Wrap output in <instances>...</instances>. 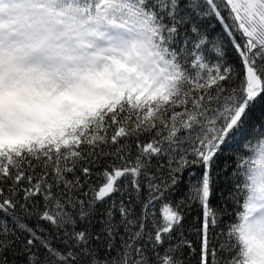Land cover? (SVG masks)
Returning a JSON list of instances; mask_svg holds the SVG:
<instances>
[{"label": "snow or ice", "instance_id": "snow-or-ice-1", "mask_svg": "<svg viewBox=\"0 0 264 264\" xmlns=\"http://www.w3.org/2000/svg\"><path fill=\"white\" fill-rule=\"evenodd\" d=\"M192 257L264 264V0H0V264Z\"/></svg>", "mask_w": 264, "mask_h": 264}, {"label": "trees", "instance_id": "trees-1", "mask_svg": "<svg viewBox=\"0 0 264 264\" xmlns=\"http://www.w3.org/2000/svg\"><path fill=\"white\" fill-rule=\"evenodd\" d=\"M209 31L213 34V35H218L219 34V26L217 25H213L212 28L209 29ZM177 111H179V109H177ZM231 162L229 160H226L224 157L221 158L217 171L220 172V183H223V172L221 171V169L226 165V164H230ZM216 201L213 200V204H215ZM234 205L229 204V212L233 213L234 212ZM227 219H233V216H229L227 217ZM188 226L189 228H194L197 224H198V220H197V212L195 211V209L190 213L189 217H188ZM219 231V230H217ZM191 238L195 239V232L192 231L191 233ZM192 264H196V259L195 257H192Z\"/></svg>", "mask_w": 264, "mask_h": 264}]
</instances>
